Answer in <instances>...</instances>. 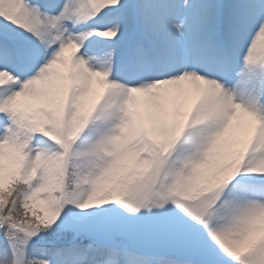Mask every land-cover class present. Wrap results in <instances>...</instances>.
Here are the masks:
<instances>
[{"label": "snow or ice", "instance_id": "6c2138e0", "mask_svg": "<svg viewBox=\"0 0 264 264\" xmlns=\"http://www.w3.org/2000/svg\"><path fill=\"white\" fill-rule=\"evenodd\" d=\"M0 264H264V0H0Z\"/></svg>", "mask_w": 264, "mask_h": 264}]
</instances>
